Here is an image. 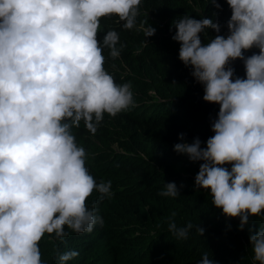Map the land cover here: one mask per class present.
<instances>
[{"label": "clouds", "instance_id": "obj_1", "mask_svg": "<svg viewBox=\"0 0 264 264\" xmlns=\"http://www.w3.org/2000/svg\"><path fill=\"white\" fill-rule=\"evenodd\" d=\"M227 3V37L210 19L186 15L174 21L179 59L204 86V101L220 106L206 148L196 138L174 150L202 162L197 188L210 190L213 205L239 218L243 229L250 217L264 214V0ZM140 5L141 0H0V264H42L45 234L63 241L103 226L87 200L93 192L111 198V181L96 183L73 129L83 122L95 134L105 114L115 117L135 106L132 85H118L104 68L103 50L116 59L124 45L117 47L116 31H108L101 45L98 32L102 18L116 16L124 29H142L147 41L156 29L148 21L137 25ZM206 29L218 34L204 44L200 34ZM253 48L259 54L245 57ZM236 60L244 62L246 78H234L229 65ZM159 195L181 193L166 183ZM192 228L169 224L178 239H187ZM196 230L204 235L200 225ZM250 241L254 260L264 264V229ZM78 255L67 251L59 264ZM201 264L214 261L205 253Z\"/></svg>", "mask_w": 264, "mask_h": 264}, {"label": "trees", "instance_id": "obj_2", "mask_svg": "<svg viewBox=\"0 0 264 264\" xmlns=\"http://www.w3.org/2000/svg\"><path fill=\"white\" fill-rule=\"evenodd\" d=\"M216 3L219 9L212 0H141L137 25L148 21L156 29L147 41L142 29L126 30L116 16L101 19V45L108 31L118 33L117 47L124 45L116 59L109 49L103 50L104 68L118 85H132L135 106L115 117L105 114L95 134L83 122L73 129L77 144L86 151L89 173L97 184L111 181L112 195L101 198L93 192L87 200L89 210L95 208L104 221L91 233H71L63 241L45 234L39 244L42 264H59V255L67 251L79 253L68 264H201L205 253L214 264H259L250 236L264 229V214L250 217L241 229L239 218L230 219L213 205L210 190L197 188L202 162L174 150L176 144H191L196 138L206 148L220 106L204 101V86L179 59L181 45L173 40V24L186 15L210 19L220 25L219 35L227 37L232 10L227 0ZM217 34L206 29L200 34L202 43ZM253 54L259 49L244 53ZM229 66L234 78H246L243 61ZM166 183H175L181 195H159ZM173 222L177 228L193 225L187 239L169 230Z\"/></svg>", "mask_w": 264, "mask_h": 264}]
</instances>
